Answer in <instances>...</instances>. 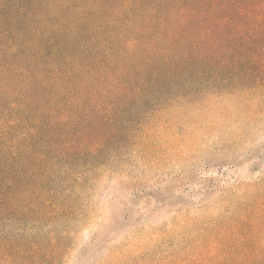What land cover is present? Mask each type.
I'll use <instances>...</instances> for the list:
<instances>
[{
    "label": "trees",
    "instance_id": "trees-1",
    "mask_svg": "<svg viewBox=\"0 0 264 264\" xmlns=\"http://www.w3.org/2000/svg\"><path fill=\"white\" fill-rule=\"evenodd\" d=\"M219 99L264 106V0H0V264L62 248L157 112ZM240 210L172 264H264Z\"/></svg>",
    "mask_w": 264,
    "mask_h": 264
},
{
    "label": "rangeland",
    "instance_id": "rangeland-1",
    "mask_svg": "<svg viewBox=\"0 0 264 264\" xmlns=\"http://www.w3.org/2000/svg\"><path fill=\"white\" fill-rule=\"evenodd\" d=\"M240 107L219 99L157 112L91 183L65 245L35 264H172L240 208L264 214L253 211L264 197V106L246 118Z\"/></svg>",
    "mask_w": 264,
    "mask_h": 264
}]
</instances>
